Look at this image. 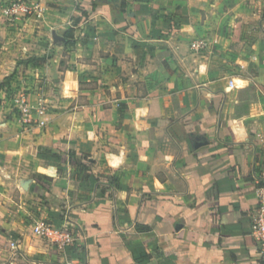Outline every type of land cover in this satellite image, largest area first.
Listing matches in <instances>:
<instances>
[{
	"label": "crops",
	"instance_id": "0c3cea01",
	"mask_svg": "<svg viewBox=\"0 0 264 264\" xmlns=\"http://www.w3.org/2000/svg\"><path fill=\"white\" fill-rule=\"evenodd\" d=\"M7 1L0 264H264L251 229L264 0H124L123 11L120 0H27L42 16L14 20L2 16ZM72 27L73 45L53 42ZM17 90L44 95L45 127L20 123ZM72 152L94 184L74 177ZM39 220L64 226L72 243L37 235Z\"/></svg>",
	"mask_w": 264,
	"mask_h": 264
},
{
	"label": "built area",
	"instance_id": "2783aa9c",
	"mask_svg": "<svg viewBox=\"0 0 264 264\" xmlns=\"http://www.w3.org/2000/svg\"><path fill=\"white\" fill-rule=\"evenodd\" d=\"M2 16L7 19L39 18L42 9L38 4L27 0H9L2 7ZM11 107L17 113L22 125L34 124L43 128L47 124L48 102L42 93H37L33 101L30 100L25 90L14 91L11 95ZM254 191L257 198V206L252 216V234L264 248V162L254 179ZM33 231L40 237L49 239L56 248L63 249L71 244L73 238L64 226H55L43 221H36ZM13 246V243H11Z\"/></svg>",
	"mask_w": 264,
	"mask_h": 264
},
{
	"label": "trees",
	"instance_id": "16d2710c",
	"mask_svg": "<svg viewBox=\"0 0 264 264\" xmlns=\"http://www.w3.org/2000/svg\"><path fill=\"white\" fill-rule=\"evenodd\" d=\"M125 6V1L124 0H120L119 2V10L123 11V8ZM94 7V5L92 6ZM79 13L80 16H87L88 12L79 8ZM260 15L264 16V7H263V11L260 13ZM79 18H74L73 19V25H75L78 22ZM73 32H74V28H68L65 32H64V37L66 38V42H64V44L66 46L69 45H73L74 41H73ZM41 61H44L45 59H40ZM72 160L71 162L78 167V173H74V177L78 178L79 177V173L81 172H85L82 176V180H84V182L88 183V184H94L98 179L97 177H95L93 174H91L88 168V165L85 161H88L87 158H85V156H83L81 153H76V152H72ZM47 158L51 159V160H60V156L58 154H54L49 152L48 154L45 155Z\"/></svg>",
	"mask_w": 264,
	"mask_h": 264
},
{
	"label": "water",
	"instance_id": "95a60500",
	"mask_svg": "<svg viewBox=\"0 0 264 264\" xmlns=\"http://www.w3.org/2000/svg\"><path fill=\"white\" fill-rule=\"evenodd\" d=\"M53 42H55L56 44L60 45L61 43L66 42V38L63 35H59V34H53ZM203 144L202 142H197L195 143V146H199Z\"/></svg>",
	"mask_w": 264,
	"mask_h": 264
},
{
	"label": "rangeland",
	"instance_id": "374dc122",
	"mask_svg": "<svg viewBox=\"0 0 264 264\" xmlns=\"http://www.w3.org/2000/svg\"><path fill=\"white\" fill-rule=\"evenodd\" d=\"M205 50H207V52H209V51H211V47H209L208 45H205V46L204 45H200V46H198V51L203 52Z\"/></svg>",
	"mask_w": 264,
	"mask_h": 264
}]
</instances>
